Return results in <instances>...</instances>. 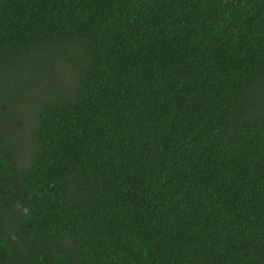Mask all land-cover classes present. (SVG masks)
<instances>
[{
	"label": "trees",
	"instance_id": "16d2710c",
	"mask_svg": "<svg viewBox=\"0 0 264 264\" xmlns=\"http://www.w3.org/2000/svg\"><path fill=\"white\" fill-rule=\"evenodd\" d=\"M0 118V264H264V0H0Z\"/></svg>",
	"mask_w": 264,
	"mask_h": 264
},
{
	"label": "rangeland",
	"instance_id": "374dc122",
	"mask_svg": "<svg viewBox=\"0 0 264 264\" xmlns=\"http://www.w3.org/2000/svg\"><path fill=\"white\" fill-rule=\"evenodd\" d=\"M41 83L44 84L45 81L43 80ZM13 84L10 83V85H11L10 90L11 91H14V93H15L17 90L14 89ZM19 90H20V88L18 87V91ZM18 99L20 100L19 101L20 105L23 107L22 110L24 112H26V114H28V112H29V106H32V105L30 104V102H28V99L26 97H24V98L18 97ZM13 106H15V103L13 104ZM0 120H1V118H0ZM0 137H3L2 140H6V138H7L11 142H16L20 146H23V145L25 147L30 146V144H29V140L30 139L27 138V135L25 134L24 131H21L20 130L19 124L17 122H16L15 126H13V123L12 122L11 123H8V125L7 124L5 125L4 122L0 121Z\"/></svg>",
	"mask_w": 264,
	"mask_h": 264
}]
</instances>
